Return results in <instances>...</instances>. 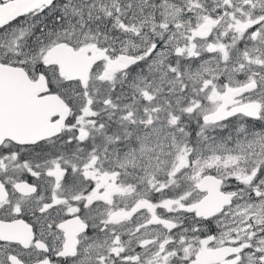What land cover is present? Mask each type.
I'll return each mask as SVG.
<instances>
[{
	"label": "snow or ice",
	"instance_id": "6c2138e0",
	"mask_svg": "<svg viewBox=\"0 0 264 264\" xmlns=\"http://www.w3.org/2000/svg\"><path fill=\"white\" fill-rule=\"evenodd\" d=\"M0 264H264V0H0Z\"/></svg>",
	"mask_w": 264,
	"mask_h": 264
}]
</instances>
